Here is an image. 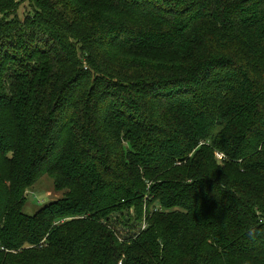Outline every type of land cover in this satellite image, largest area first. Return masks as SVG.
Segmentation results:
<instances>
[{"label": "trees", "instance_id": "trees-1", "mask_svg": "<svg viewBox=\"0 0 264 264\" xmlns=\"http://www.w3.org/2000/svg\"><path fill=\"white\" fill-rule=\"evenodd\" d=\"M0 264H264V0H0Z\"/></svg>", "mask_w": 264, "mask_h": 264}, {"label": "rangeland", "instance_id": "rangeland-1", "mask_svg": "<svg viewBox=\"0 0 264 264\" xmlns=\"http://www.w3.org/2000/svg\"><path fill=\"white\" fill-rule=\"evenodd\" d=\"M31 192L28 199V204L25 208V213H37L46 204H49L55 199L62 197V194L57 193L54 189L53 181L49 178H44Z\"/></svg>", "mask_w": 264, "mask_h": 264}, {"label": "built area", "instance_id": "built-area-1", "mask_svg": "<svg viewBox=\"0 0 264 264\" xmlns=\"http://www.w3.org/2000/svg\"><path fill=\"white\" fill-rule=\"evenodd\" d=\"M218 158H219V160H224L225 159V156L222 155V154H218Z\"/></svg>", "mask_w": 264, "mask_h": 264}]
</instances>
